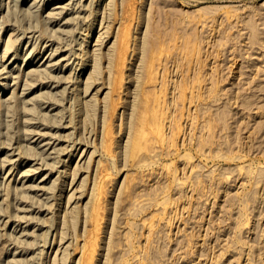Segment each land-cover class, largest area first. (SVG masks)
I'll use <instances>...</instances> for the list:
<instances>
[{
	"label": "rangeland",
	"instance_id": "obj_1",
	"mask_svg": "<svg viewBox=\"0 0 264 264\" xmlns=\"http://www.w3.org/2000/svg\"><path fill=\"white\" fill-rule=\"evenodd\" d=\"M6 4L0 264H264V0Z\"/></svg>",
	"mask_w": 264,
	"mask_h": 264
},
{
	"label": "bare ground",
	"instance_id": "obj_2",
	"mask_svg": "<svg viewBox=\"0 0 264 264\" xmlns=\"http://www.w3.org/2000/svg\"><path fill=\"white\" fill-rule=\"evenodd\" d=\"M7 1H8V0H0V12H1V13H3V11H5V8L7 9V7H6V5H7L6 3H7ZM15 1H16V0H15ZM17 1H18V0H17ZM19 1H20V0H19ZM22 2H23V1H22ZM51 2H52V1H51ZM51 4H53V3H51ZM16 5H17V4H16ZM8 8H9V6H8ZM43 9H44V7H43ZM8 10H9V9H8ZM8 10H7V12H8ZM7 12H6V13H7ZM5 15H6V14H5ZM2 16H3V14L1 15V17H2ZM3 17H4V16H3ZM1 19H2V20H1ZM0 20H1V21H4L3 18H0ZM0 30H1V28H0ZM2 30H3V29H2ZM1 34H2V33L0 32V35H1ZM23 35H24V34H23ZM23 35H21V36H23ZM89 36H90V35H89ZM0 42H1V36H0ZM2 43H3V42H2ZM35 46H37V45H34L33 47L35 48ZM34 48H33V49H34ZM41 48H42V47H41ZM16 49H17V48H16ZM18 49H19V48H18ZM18 49H17V50H18ZM6 50H7V49H5V51H6ZM41 50H42V49H41ZM41 50H40V52H41ZM126 50H127V49H126ZM5 51H4V52H5ZM35 51H36V50H35ZM124 51H125V50L123 49V47L119 50V59H120V58H123L124 56L126 57V54H125V53H127V52L124 53ZM6 52H7V54H8L9 50L6 51ZM6 52H5V54H6ZM38 52H39V51H38ZM31 53H32V52H31V50H30V54H31ZM123 53H124V54H123ZM19 54H20V53H19ZM32 54H33V53H32ZM16 55L18 56L17 53H16ZM28 55H29V54H28ZM28 55H27V56H28ZM50 55H52V54H50ZM50 55H49V56H50ZM123 55H124V56H123ZM3 56L5 57L4 54H3ZM6 56H7V55H6ZM20 56H21V55H20ZM27 56H26V57H27ZM29 56H30V55H29ZM4 57H3V58H4ZM11 57H12V56H10V58H11ZM30 57H31V56H30ZM125 57H124V58H125ZM17 58H18V57H17ZM33 58H34V56H33ZM124 58H123V59H124ZM149 58H152V57H149ZM13 59H14V58H13ZM24 59H26V58H24ZM17 60H18V59H17ZM49 60H50V59H49ZM120 60H122V59H120ZM120 60H118V61L121 62ZM151 60H153V59H151ZM28 61H29V60H28ZM33 61H34V60H33ZM47 61H48V60H47ZM123 61H124V60H123ZM149 61H150V60H149ZM153 61H154V60H153ZM3 62H4V61H3ZM3 62H2V63H3ZM10 62H11V59H10ZM10 62H8V63H10ZM49 62H51V61H49ZM49 62H48V63H49ZM52 62H53V60H52ZM58 62H59V61H58ZM119 62H118V63H119ZM5 63H6V62H5ZM8 63H6V64H8ZM36 63H37V62H36ZM46 63H47V62H46ZM54 63H55V61H54ZM54 63H53V64H54ZM56 63H57V62H56ZM149 63H150V62H149ZM6 64H5V65H6ZM49 64H50V63H49ZM122 64H123V62H122ZM122 64H121V66H120V64H119V66L122 67ZM152 64H153V62L151 63V65H152ZM0 65H1V64H0ZM5 65H4V66H5ZM50 65L52 66V64H50ZM58 65H59V64H58ZM45 66H46V65H44V67H42L43 69L45 68L44 70H46V67H45ZM152 66H153V65H152ZM0 67H1V66H0ZM13 67H14V66H13ZM21 67H22V66H21ZM54 67H55V65H54ZM148 67H149V64H148ZM5 68H7V67H5ZM5 68L2 66L1 69H5ZM16 68H17V67H16ZM16 68H15V69H16ZM40 69H41V68H40ZM43 69H41V70H43ZM53 69H54V68H53ZM117 69H118V67H117ZM153 69H154V66H153ZM153 69H152V67H151V70H153ZM10 70H12V69H10ZM21 70H22V69H21ZM36 70H37V69H35V71H36ZM47 70H49V68H48ZM149 70H150V69H149ZM1 71H2V70H1ZM3 71H4V70H3ZM5 71H6V73H7V70H5ZM5 71H4V72H5ZM15 71H16V70H15ZM17 71H18V70H17ZM17 71H16V73H17ZM39 71H40V70H39ZM119 71H120V69H119ZM119 71H118V72H119ZM12 72H13V71H12ZM18 72H21V71H18ZM41 72H42V71H41ZM43 72L45 73V71H43ZM43 72L40 73V72L37 71V73H40V74H44ZM51 72H52V70H51ZM56 72H57V71H56ZM151 72H153V74H154V70L151 71ZM1 73H2V72H1ZM23 73H24V72H23ZM46 73H48V72L46 71ZM46 73H45V74H46ZM119 73H120V72H119ZM18 74H19V75H18L19 77H17V78L19 79L21 75H20V73H18ZM8 75H9V74H8ZM8 75H7V74H6L5 76H4V74L2 75V76H3V79H5V81H4L5 83H1V84H2V85H1V88H0V93H1V94H2V93H5L6 91L9 90L8 88H9L10 85L8 84V77H7ZM12 75H14V74H12ZM47 75H51V74H47ZM52 75H53V76H52ZM52 75H51L50 77H53V78H54L55 74H52ZM117 75H118V74H117ZM2 76H1V77H2ZM16 76H17V75H16ZM16 76L14 77V78H15L14 81L17 79ZM150 76L153 77L152 74H151ZM154 76H155V74H154ZM1 77H0V78H1ZM12 77H13V76H12ZM12 77H11V78H12ZM48 77H49V76H48ZM76 77H77V76H76ZM117 77H118V76H117ZM147 77H148V75H147ZM55 78H56V76H55ZM119 78H120V75H119ZM119 78H118V79H119ZM9 79H10V78H9ZM147 79H148V81H149V80L152 81L150 77L147 78ZM10 80H13V79H10ZM17 81H18V80H17ZM117 81H118V80H116V84L119 85V82L117 83ZM146 81H147V80H146ZM148 81H147V82H148ZM1 82H2V81H1ZM15 82H16V81H15ZM10 84H11V83H10ZM11 85H12V84H11ZM13 85H14V84H13ZM11 87H12V86H11ZM116 87H117V86H116ZM14 90H15V89H14ZM1 94H0V95H1ZM2 95H3V94H2ZM149 95H150V98L148 97V94H146V96L151 100V94H149ZM146 96H145V97H146ZM147 97H146V100H147ZM8 98H9V97H8ZM2 100H3V99H2ZM150 100H149V101H150ZM4 101L6 102V99H5ZM149 101L147 100V102H145V105H144V106H148V107H149V104H148V105L146 104V103H148ZM0 102H1V98H0ZM2 103H3V102H1V104H2ZM7 103H8V102H6V105H4V103H3L2 105L5 106V107H6V106H10V105H7ZM1 104H0V105H1ZM8 104H9V103H8ZM148 107H147V108H148ZM8 108H9V107H8ZM144 109H145V111L147 112L146 108H144ZM144 109H143L142 112L145 113ZM153 111H155V110H153ZM153 111H152V113H153ZM149 112H150V111H149ZM144 113H140V114H139V116H140V117H139V120H140V119H141V120L143 119V122H142V121H141V122L139 121V123H145L144 118H145L146 114H145V116H144ZM147 113H148V112H147ZM150 113H151V112H150ZM141 114H143V115H141ZM151 115H152V114H151ZM154 115H155V117H156V111H155ZM158 115H159V114H158ZM158 115H157V117H156L157 119H158ZM147 116H149L148 118H151V120H149L148 118H145V120H147V121H149V122H152V117L150 116V114L147 115ZM155 117L153 116V120L157 121V123H158V120H156ZM161 120H162V118H161V116H160L159 123L162 122ZM155 123H156V122H155ZM159 123H158V124H159ZM146 124H147V126H148V123H145L144 125L142 124L141 127L143 126L144 129H145V127H146L145 125H146ZM158 124H155V125H158ZM149 125H150V127H147V129H145V131H147L149 128H152V126H155V125H154V122H153L152 125H151V123H149ZM159 125H161V124H159ZM159 125H158V126H159ZM138 131H139V130H138ZM143 131H144V130H143ZM150 131H151V130H150ZM150 131H149V132H150ZM141 132H142V131H141ZM149 132H147V133H148L147 135H146V132H144L145 134H143V135L148 136V135H149ZM138 133H140V131H139ZM152 134H153V133H152ZM137 136H138V135H137ZM138 137H142V135H139ZM137 140H138V142H141V141H142V138H137ZM139 140H140V141H139ZM1 151H2V150H1ZM7 155H8V154H7ZM12 155H14V154H12ZM5 156H6V155H4V157H5ZM8 156H9V155H8ZM8 156H7L6 158L9 160V157H10V156H9V157H8ZM19 156H21V155H19ZM6 158H3V157H2V160H1V157H0V160H1L0 162L3 161L4 164H6V163H5V162H6ZM69 158H70V157H69ZM3 159H4L5 161H4ZM15 159H17V158H15ZM25 159H26V157H25ZM8 160H7V162H8ZM10 160H12V159H10ZM10 160H9V161H10ZM21 161H22V160H21ZM69 161H70V160H69ZM3 162H2V166H3ZM12 162H13V161H12ZM10 164H11V163H10ZM0 165H1V163H0ZM23 165H24V164H23ZM11 166H12V165H11ZM13 166H16V165H13ZM17 168H18V167H17ZM11 169H12V168H11ZM24 170H26V169H24ZM24 170H23V171H24ZM11 171H12V170H11ZM26 171H28V170H26ZM26 171H24L25 175H26ZM9 172H10V170H9ZM1 173H2V170H1ZM1 173H0V174H1ZM28 173H29V172H28ZM10 174H11V173H10Z\"/></svg>",
	"mask_w": 264,
	"mask_h": 264
}]
</instances>
